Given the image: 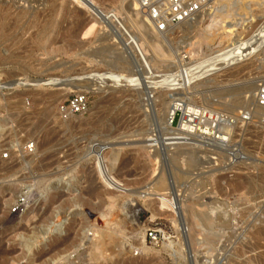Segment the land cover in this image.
I'll list each match as a JSON object with an SVG mask.
<instances>
[{
	"label": "rangeland",
	"instance_id": "374dc122",
	"mask_svg": "<svg viewBox=\"0 0 264 264\" xmlns=\"http://www.w3.org/2000/svg\"><path fill=\"white\" fill-rule=\"evenodd\" d=\"M238 1L160 33L135 0H0V264H264V0ZM111 72L132 83L99 82ZM79 92L88 110L63 121ZM175 103L183 118L203 108L236 122L254 108L233 128L245 159L209 147L208 130L166 146ZM219 130L232 137L229 121Z\"/></svg>",
	"mask_w": 264,
	"mask_h": 264
},
{
	"label": "built area",
	"instance_id": "2783aa9c",
	"mask_svg": "<svg viewBox=\"0 0 264 264\" xmlns=\"http://www.w3.org/2000/svg\"><path fill=\"white\" fill-rule=\"evenodd\" d=\"M139 10L146 17L149 23L155 27L160 33H166L171 28L185 22L192 21L201 12L206 11L212 6L215 0H135ZM256 104L264 108V79L258 83V88L255 93ZM89 108V95L85 92L73 93L65 102L61 103L58 108V114L63 121L70 120L72 116L85 113ZM198 116L193 115V126H196L194 136L200 135L208 130L205 136L209 147L215 148L224 153L226 159L232 165L239 163L245 159L240 152L239 133H234L233 128L237 127V131L246 128L253 119L254 108H247L239 112V120L236 122L231 116H224L211 113L206 109L197 108ZM182 113L178 127L183 119V112L177 111L173 124L178 113ZM261 120L264 122V114L261 115ZM224 121H229L232 129V137L228 135L224 139L219 138L220 130ZM211 124V125H210ZM221 133H223L221 131ZM216 142H220L217 144ZM27 153L35 152L33 144L27 146ZM11 158V152H5L1 155V160L5 161ZM217 160V158L215 159ZM214 160V161H215ZM174 203V201H173ZM17 209H13L16 212ZM147 238L157 243L159 234L154 229H149Z\"/></svg>",
	"mask_w": 264,
	"mask_h": 264
},
{
	"label": "bare ground",
	"instance_id": "6f19581e",
	"mask_svg": "<svg viewBox=\"0 0 264 264\" xmlns=\"http://www.w3.org/2000/svg\"><path fill=\"white\" fill-rule=\"evenodd\" d=\"M228 1V0H227ZM238 1V0H237ZM240 1V0H239ZM238 1V2H239ZM231 2V1H230ZM241 2V1H240ZM239 2V3H240ZM244 2V1H243ZM127 3V2H126ZM235 3V2H234ZM229 4V3H228ZM227 4V5H228ZM241 4V3H240ZM243 4V3H242ZM93 5V4H92ZM230 5H231V3H230ZM96 6V5H95ZM243 6V5H242ZM12 7V6H11ZM228 7H229V5H228ZM131 8H132V6H131ZM227 8V7H226ZM238 8V7H237ZM209 10V9H208ZM94 11V10H93ZM207 11V10H206ZM206 11H203V12H201L199 15H197L193 20L195 21L200 15L202 16V14L204 13V12H206ZM134 13V12H133ZM134 14H136V13H134ZM95 15V14H94ZM100 15H104V18L106 17V15L103 13V11H99V16ZM110 15V17L111 18H114L115 19V16L113 15V14H109ZM144 16V15H143ZM130 17H132V16H130ZM2 19V18H1ZM116 20V19H115ZM135 20H136V17H135ZM145 20L146 21H148L147 19H146V17H145ZM243 20V19H242ZM138 21V20H137ZM140 21V20H139ZM191 21V20H190ZM190 21H185V22H183V23H181V24H179V25H183V24H189L190 23ZM227 21V20H226ZM116 22H118V21H116ZM148 23H149V21H148ZM192 23V22H191ZM261 24V23H260ZM94 28V26H91V30ZM226 28H227V26H226ZM232 28V27H231ZM90 29V28H89ZM89 31V30H88ZM86 35V34H85ZM84 35V36H85ZM127 37V36H126ZM127 40V39H126ZM249 48H250V46H249ZM254 48V47H253ZM253 48H252V50H253ZM245 51H247V50H243V52H238V54H232V55H228V57H227V59H225L224 61V63L226 64V65H229V64H231L233 61H238V60H241V59H243L242 58V56H244V52ZM254 51V50H253ZM250 53V52H249ZM248 53V54H249ZM247 54V53H246ZM245 54V55H246ZM181 57V56H180ZM113 58V57H112ZM144 62V61H143ZM189 69V68H188ZM199 75V74H198ZM201 75V74H200ZM103 76V75H102ZM195 80H197L196 78L195 79H193L192 81H191V78H189V83L190 84H192L193 83V81H195ZM124 81L125 82H129V83H132V80H131V78H129L128 76H121V75H117V73H109V74H105L104 75V77L103 78H101L100 79V83H102V84H105L104 82H110V83H112V84H114L115 86H117L118 84L120 85V84H122V83H124ZM97 83L95 84V82L92 84V88H89L91 91H93L94 93H98V92H96L97 90H99V91H101L102 89H103V87H105V86H102V84H98V81H96ZM169 82V81H168ZM181 82V81H180ZM196 83V82H195ZM194 83V84H195ZM151 84V83H150ZM161 84H163V83H161ZM160 84V85H161ZM166 84V83H165ZM170 84V83H169ZM181 84V83H180ZM159 86V85H158ZM171 86H173V84H172V82H171ZM110 87H114V86H110ZM257 88H258V85H257ZM185 95V94H184ZM175 104H177V103H175ZM174 105V104H173ZM181 106V105H180ZM178 104L177 105H174V106H169L168 107V109L166 110V112L164 113V125L166 126V131H168V133L170 134H172V138L170 137L169 139H167V140H169L168 141V143H166L165 145L166 146H177V145H180L181 143V140L183 141V140H185V139H188L187 137H189V136H192V134L191 133H193L194 132V129H195V127L193 126V125H191V123L193 122V119H191L192 118V116L193 115H196L195 114V112L194 111H191V112H194L193 114H191V113H189L188 114V116H187V114H185L184 115V118L182 119V122H181V124H180V126L177 128V129H175L173 126H172V124H173V120H174V118H175V115H176V113H177V111H179V110H181V107H180ZM184 107V106H183ZM59 108V107H58ZM195 109V108H194ZM184 110V109H183ZM189 112V111H188ZM197 116V115H196ZM75 116H72L71 118H74ZM188 117V118H187ZM193 118H195V117H193ZM191 122V123H190ZM164 130V129H163ZM222 131V130H221ZM223 131H225V130H223ZM168 134V135H169ZM155 136V135H154ZM170 136V135H169ZM145 137V136H144ZM224 137H226V135H219V138H221V139H224ZM205 138V137H204ZM187 141V140H186ZM183 143V142H182ZM155 145V144H154ZM164 145V146H165ZM184 145H186V144H184ZM34 146V145H33ZM181 146V145H180ZM190 146V145H189ZM151 147V146H150ZM176 148V147H175ZM183 148V147H182ZM157 150V149H156ZM182 151V150H181ZM158 152V151H157ZM177 153V152H176ZM187 154V153H186ZM189 154V153H188ZM154 156V155H153ZM98 157V156H97ZM156 157V156H155ZM195 157V156H194ZM118 158H119V154H115L113 157H112V164H111V167H110V170L109 171H107L106 173L105 172H103L104 173V175L102 174V171H101V175H103V178L106 180V181H108L109 182V180H111V181H116L115 180V178L112 176V172L115 170V164H116V162L118 161ZM97 158H96V156H95V160H96ZM97 166V165H96ZM98 167V166H97ZM109 184V183H108ZM166 182H165V180H163L162 178H160L154 185H153V187H154V189H159V190H163L165 187H166ZM159 190H157L156 192H160ZM146 195H147V193H146ZM156 195H158L159 196V200H160V202L162 203L161 205H166L167 207H168V205L167 204H169L170 203V200L169 199H167L166 197H164V196H162L161 194H159V193H156ZM141 196V195H140ZM144 196V195H143ZM142 196V197H143ZM177 199V198H176ZM174 209V208H173ZM193 217H195L196 216V225L199 227H205L206 229H207V231H206V233L208 232V234H212L211 232V230H213V229H209V227L211 228V225H212V219H211V216L207 213H201V214H198V213H196V212H194V210H193ZM204 227H203V229H204ZM189 229V228H188ZM202 229V228H201ZM205 229V230H206ZM203 231V230H202ZM192 232V231H191ZM213 235V234H212ZM144 249V248H143Z\"/></svg>",
	"mask_w": 264,
	"mask_h": 264
}]
</instances>
